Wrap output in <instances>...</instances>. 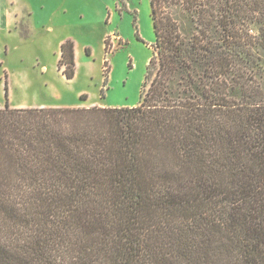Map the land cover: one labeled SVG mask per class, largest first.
<instances>
[{"label":"trees","instance_id":"16d2710c","mask_svg":"<svg viewBox=\"0 0 264 264\" xmlns=\"http://www.w3.org/2000/svg\"><path fill=\"white\" fill-rule=\"evenodd\" d=\"M150 5L139 105L12 109L6 84L0 264H264V0H184L191 35Z\"/></svg>","mask_w":264,"mask_h":264},{"label":"rangeland","instance_id":"374dc122","mask_svg":"<svg viewBox=\"0 0 264 264\" xmlns=\"http://www.w3.org/2000/svg\"><path fill=\"white\" fill-rule=\"evenodd\" d=\"M26 1L37 11V19H50L57 30L70 34L73 41L81 48H87L92 56L87 54V59L84 57L78 66V80L73 83L62 79L61 73L58 74L56 56L52 50L41 54L53 72L47 82L43 77L42 80L34 78L32 61L26 65H6L13 72L21 74L14 83L11 79L7 82L10 108H48L62 103L54 95L56 90L65 95L63 102H66L82 89L88 91L91 101L104 107L139 105L147 66L154 53L152 45L155 34L150 0ZM160 1L186 34L191 35L196 31L195 15L184 9V0ZM210 1L216 3L217 8L221 6L222 10L226 6V0ZM60 10L64 13H60ZM251 28L257 32L255 27ZM220 32L221 29L216 28L213 37L218 38ZM260 55L264 67V51ZM2 69L0 67V74ZM106 75L108 84L104 87ZM0 101L6 104L5 94L0 96Z\"/></svg>","mask_w":264,"mask_h":264},{"label":"crops","instance_id":"0c3cea01","mask_svg":"<svg viewBox=\"0 0 264 264\" xmlns=\"http://www.w3.org/2000/svg\"><path fill=\"white\" fill-rule=\"evenodd\" d=\"M59 12L64 13L62 10ZM62 32L63 30H57L53 26L50 19L47 21L37 19V11L26 0H0V67H3L0 74V96L3 94L6 96L5 87L8 79L13 80L14 83L21 76V74L13 72L6 65H26L27 62L32 61L34 78L42 80L43 77L47 82L48 77L53 72L50 71V65L45 63L41 54L50 50L55 53L56 66H58V74H62L60 75L61 78L69 83L78 80V66L82 64L84 57L87 56V48H81L74 41L76 74L72 80H68L63 72L59 70V61L62 57V45L67 40H73V38L67 32ZM90 56H92V52ZM52 66L54 68V65ZM54 95L61 99L62 103L50 107H104L100 103L91 101L88 91L84 89L76 91L75 96H71L66 102H63L65 95L61 92L56 90ZM3 106L5 105L0 101V110H3ZM17 108L21 109L23 107Z\"/></svg>","mask_w":264,"mask_h":264},{"label":"built area","instance_id":"2783aa9c","mask_svg":"<svg viewBox=\"0 0 264 264\" xmlns=\"http://www.w3.org/2000/svg\"><path fill=\"white\" fill-rule=\"evenodd\" d=\"M115 36H113V38H114Z\"/></svg>","mask_w":264,"mask_h":264}]
</instances>
